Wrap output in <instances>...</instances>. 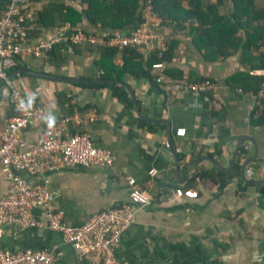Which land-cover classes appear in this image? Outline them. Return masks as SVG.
Segmentation results:
<instances>
[{"label":"crops","instance_id":"1","mask_svg":"<svg viewBox=\"0 0 264 264\" xmlns=\"http://www.w3.org/2000/svg\"><path fill=\"white\" fill-rule=\"evenodd\" d=\"M148 1H140L136 27L144 22ZM0 2L7 5V0ZM252 2L254 10L264 7V0ZM29 5L36 16L31 37L53 35L66 27L106 33L82 16L87 6L81 0H38ZM180 6L187 9L185 2ZM67 8L80 14L79 18L70 19L72 25L64 23ZM230 9V2H224L218 7V14L226 16ZM45 10L54 12L53 26L48 28L38 20ZM156 14L164 21L158 35L167 49L173 45L172 60L161 61L167 64L166 70L180 73L182 79L209 81L212 90L198 97L184 93L170 99L161 84L150 79L125 75L120 83L134 92L144 117L170 124L177 163L184 167L183 179L176 180L175 159L167 145V126L141 120L128 92L131 106L113 97L110 89L83 88L76 85L81 83L55 82L37 76L99 81V49L84 47L76 52L63 46L59 63L49 55L40 60L19 61V70L35 75L19 74L11 82L27 100L45 107L50 117L69 118L73 132H86L96 147L110 150L113 164L108 168L67 166L49 174L54 204L66 224L81 226L93 214L125 204L130 191L126 179L133 177L151 203L138 212L122 235L114 252L116 264H264V123L254 126L250 121L251 114V119L257 120L264 108L256 106L257 93L242 94L227 83L231 76L247 73L248 68L239 63L238 55L204 61L192 44L189 23L180 24L178 29L157 11ZM122 54H116L115 66H122ZM251 74L263 76L264 72ZM12 115L8 92L2 86L0 133ZM41 127L36 124L26 130L25 139L29 143L35 141ZM239 140L244 152L237 151L230 162ZM254 148L255 158L244 167L242 179L240 167L253 156ZM206 158L225 170L216 168ZM151 171L156 174L151 175ZM176 189L181 190L180 197H175ZM5 191L0 173V195ZM35 214L43 222L41 227L25 230L4 225L1 246L8 250L50 249L59 254L57 264H94L92 258L79 259L59 234L47 229L42 213Z\"/></svg>","mask_w":264,"mask_h":264},{"label":"built area","instance_id":"2","mask_svg":"<svg viewBox=\"0 0 264 264\" xmlns=\"http://www.w3.org/2000/svg\"><path fill=\"white\" fill-rule=\"evenodd\" d=\"M144 18L140 25L125 32L96 34L66 27L53 35L34 38L31 37L36 23L34 9L27 0H7L0 13V87L8 92L13 115L0 133V173L6 184L5 193L0 195V240L4 225L25 230L41 227L43 222L35 214L40 211L47 229L59 234L79 259L92 258L94 264H116L114 252L122 235L138 212L151 203V198L138 187L136 179L127 177L130 191L125 204L97 212L81 226L66 224L63 213L54 204L49 174L67 166L108 168L113 164V154L96 147L88 133L73 132L69 118L54 119L45 107L27 100L9 76L19 61L45 58L56 46L69 50L84 47L118 52L134 50L145 59L154 53L162 57L167 46L157 32L164 21L157 16L152 0L148 1ZM258 52L264 54V48ZM166 66L164 62L153 65L152 77L170 99L184 93L198 97L213 88L206 80L191 84L186 79L169 78L164 74ZM254 100L256 106L264 108V85ZM36 124L42 126L40 135L29 143L25 132ZM181 195V190L176 189L175 197ZM58 255L50 249L8 250L0 244V264H57Z\"/></svg>","mask_w":264,"mask_h":264},{"label":"trees","instance_id":"3","mask_svg":"<svg viewBox=\"0 0 264 264\" xmlns=\"http://www.w3.org/2000/svg\"><path fill=\"white\" fill-rule=\"evenodd\" d=\"M31 1L38 0H27ZM87 6L82 16L88 20L91 26L102 30H111L113 33L132 30L139 22L137 12L141 0H81ZM156 11L167 20L169 24H175L178 29L180 24L189 23L188 32L192 37V44L201 53L206 62H215L218 59H226L238 55L239 63L248 68L247 73H238L231 76L227 83L231 84L242 94H256L264 85V75H252L253 72H264V54L256 53L264 47V7L254 10L252 0H215L214 4H204L203 0H153ZM185 2L187 9L180 5ZM224 2H230L231 9L228 15L220 16L218 7ZM5 3L0 2V9L3 10ZM53 11L45 10L39 14V23L48 28L53 26ZM80 17V14L67 8L64 16V23L72 25V18ZM140 25V24H139ZM72 27V26H71ZM172 46L160 58L159 53H154L148 59L143 58L134 50H124L121 56L122 66H115L114 59L118 53L115 49L100 50V59L97 65L101 68L102 74L99 81L122 82L125 75L136 78L150 79L157 84L152 77V67L162 60L170 62L172 59ZM63 46H56L49 54L55 63L61 61V50ZM72 51H80L73 48ZM258 52V51H257ZM21 69L19 64L10 72V75ZM175 73V75H174ZM164 74L169 78L181 80L182 75L175 71L165 70ZM172 77H171V76ZM188 83H197L191 78H186ZM83 88L110 89L112 96L118 101L131 106V100L124 87L118 84L85 85L76 84ZM61 100V98H59ZM250 115L251 124L259 126L264 123V111L255 120ZM238 152L242 154L243 148L239 147Z\"/></svg>","mask_w":264,"mask_h":264},{"label":"water","instance_id":"4","mask_svg":"<svg viewBox=\"0 0 264 264\" xmlns=\"http://www.w3.org/2000/svg\"><path fill=\"white\" fill-rule=\"evenodd\" d=\"M106 33L107 34H111V30H106ZM19 74L35 75V74L27 73V72L22 71V70H18V71L13 72L9 76V80H11L13 77H15L16 75H19ZM37 76L48 78V79L53 80L55 82H63V83H69V84H73V83H81V84H85V85H91V84H93V85H96V84L112 85V84H118V85H121L122 87H124L127 90V92L129 93V96H130V98H131V100L133 102L134 111H136L138 117L141 120H143L146 123H160V124H165L167 126V128H168V130H167L168 131V133H167V145H168L169 149L171 150V152H172V154L174 156V159H175L176 180L177 181H181L183 179V177H184V175H183L184 167H179L178 163H177V159H176V156H175V144H174V141H173V139L171 137V132H170V124L168 122H166V121H158L157 122V121H153V120H150V119L144 117L142 115V113H141V109L139 107L136 95H134V92L128 86H126L124 83H120V82H117V81H98V82H96V81H84V80H76V79H64V78L61 79V78H52V77L49 78V77H45L43 75H37ZM240 141L241 140L237 141V144H236L235 149L233 151V155L231 157V161L230 162H232L234 160V158H235V155H236V153L238 151V147H239ZM255 154H256V149L254 148L253 156L251 158H249V159H246L242 163V165L240 167V176H241L242 179H243L244 167L246 165H248L251 161H253V159L255 158V156H254ZM205 160L211 161L216 168L221 169V170H225L224 168L220 167V165L217 162H215V161H213V160H211L209 158H206ZM188 165H192V163H189ZM179 173H181V179L178 178Z\"/></svg>","mask_w":264,"mask_h":264},{"label":"rangeland","instance_id":"5","mask_svg":"<svg viewBox=\"0 0 264 264\" xmlns=\"http://www.w3.org/2000/svg\"><path fill=\"white\" fill-rule=\"evenodd\" d=\"M98 52H100V50Z\"/></svg>","mask_w":264,"mask_h":264}]
</instances>
